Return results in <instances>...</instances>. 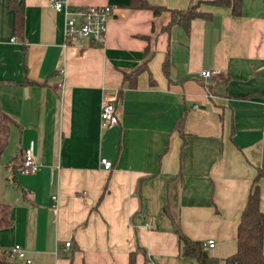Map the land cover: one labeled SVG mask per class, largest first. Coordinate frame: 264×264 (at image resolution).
Masks as SVG:
<instances>
[{
	"label": "crops",
	"instance_id": "obj_1",
	"mask_svg": "<svg viewBox=\"0 0 264 264\" xmlns=\"http://www.w3.org/2000/svg\"><path fill=\"white\" fill-rule=\"evenodd\" d=\"M64 1L111 6L103 41H67L48 0H0V106L14 119L0 156L12 219L0 247L19 243L30 264H198L180 252L171 214L190 238H214L203 247L225 264L264 167V0H243L240 15L210 0ZM196 2L211 19H190L188 33L168 24L169 9ZM140 64L131 86L123 71ZM109 98L118 120L103 126ZM29 140L40 166L25 173Z\"/></svg>",
	"mask_w": 264,
	"mask_h": 264
},
{
	"label": "trees",
	"instance_id": "obj_2",
	"mask_svg": "<svg viewBox=\"0 0 264 264\" xmlns=\"http://www.w3.org/2000/svg\"><path fill=\"white\" fill-rule=\"evenodd\" d=\"M213 4L228 6L233 15H240L242 12L243 0H210ZM10 5V3H9ZM141 6L150 7L154 13H158L163 6L148 5L145 1L139 3ZM198 2L191 3L185 8L169 9L170 20L168 24L177 23L185 33L189 30V21L194 17L211 19L209 12L197 9ZM23 15L15 9L14 11V33L20 34L22 31ZM163 70L167 72V57L162 63ZM143 65L123 71V78L128 79V84L133 86L136 83L138 72ZM182 116L179 117L180 126ZM14 121L12 116L0 106V156L7 145L10 134V123ZM181 129V126H180ZM182 132V129H181ZM264 176V167H257L246 197L244 206L241 209L239 220L236 225V249L224 257L225 264H264L263 229L264 211L260 208V190L258 179ZM11 205L7 201L0 200V228L11 223ZM172 228L178 237V247L182 254L194 256L198 264H218L219 258L210 255L203 247V241L193 239L186 235L177 219L170 214ZM133 257L130 255L129 264H133ZM0 264H30L14 257L8 250L0 247Z\"/></svg>",
	"mask_w": 264,
	"mask_h": 264
},
{
	"label": "built area",
	"instance_id": "obj_3",
	"mask_svg": "<svg viewBox=\"0 0 264 264\" xmlns=\"http://www.w3.org/2000/svg\"><path fill=\"white\" fill-rule=\"evenodd\" d=\"M50 6L55 10L63 11L64 24L63 34L67 41H81L97 44L103 41L106 22L112 13L110 5H83L71 6L64 0H48ZM218 72V69L202 68L198 71L201 77L207 78L213 73ZM58 85L61 81L57 82ZM100 122L103 126H111L117 123L118 115L115 102L112 98L106 99L100 105L99 110ZM100 161L104 167H110L111 159L106 156H101ZM40 163L35 158L33 140H29L28 144L23 147L21 158L19 161V169L22 172L29 173L36 171ZM56 195L52 194V198ZM148 227L151 226L149 221L145 222ZM66 245L70 243V239L64 241ZM214 244V238L209 237L203 242L204 247H210ZM14 257L30 263V259L26 257L24 248L19 243H13L8 250Z\"/></svg>",
	"mask_w": 264,
	"mask_h": 264
}]
</instances>
